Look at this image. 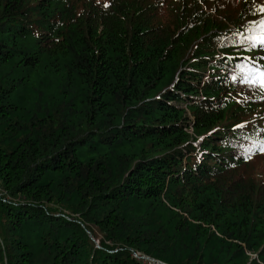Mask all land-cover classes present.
<instances>
[{"label":"trees","instance_id":"obj_1","mask_svg":"<svg viewBox=\"0 0 264 264\" xmlns=\"http://www.w3.org/2000/svg\"><path fill=\"white\" fill-rule=\"evenodd\" d=\"M261 6L0 0V264H264Z\"/></svg>","mask_w":264,"mask_h":264},{"label":"snow or ice","instance_id":"obj_2","mask_svg":"<svg viewBox=\"0 0 264 264\" xmlns=\"http://www.w3.org/2000/svg\"><path fill=\"white\" fill-rule=\"evenodd\" d=\"M107 6L108 5L106 4L105 7H107ZM260 12L264 13V6H261ZM248 30L253 32V33L259 32V36L253 35V36L249 37L250 40L254 41L251 46L256 47L257 44L259 46H264V16H262L259 20L252 21L250 23ZM259 75H260L259 85L261 88H264V72H261ZM243 82H245L249 85H253L257 81H256L255 77H253V78L245 77ZM258 153L264 154V144L260 145V147L258 148ZM255 154L256 153H253L252 155H248L245 157V159L251 160Z\"/></svg>","mask_w":264,"mask_h":264},{"label":"rangeland","instance_id":"obj_3","mask_svg":"<svg viewBox=\"0 0 264 264\" xmlns=\"http://www.w3.org/2000/svg\"><path fill=\"white\" fill-rule=\"evenodd\" d=\"M134 258L136 259H141L142 261H144L145 263L147 264H159V262H155V260L153 259H150L149 257L147 256H144V255H140L139 253H136L135 252L132 254Z\"/></svg>","mask_w":264,"mask_h":264},{"label":"built area","instance_id":"obj_4","mask_svg":"<svg viewBox=\"0 0 264 264\" xmlns=\"http://www.w3.org/2000/svg\"><path fill=\"white\" fill-rule=\"evenodd\" d=\"M137 252H135V254H136Z\"/></svg>","mask_w":264,"mask_h":264}]
</instances>
